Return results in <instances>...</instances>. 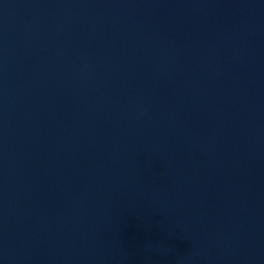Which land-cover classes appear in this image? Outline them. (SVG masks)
Masks as SVG:
<instances>
[{"label": "water", "instance_id": "1", "mask_svg": "<svg viewBox=\"0 0 264 264\" xmlns=\"http://www.w3.org/2000/svg\"><path fill=\"white\" fill-rule=\"evenodd\" d=\"M0 264H264V0H0Z\"/></svg>", "mask_w": 264, "mask_h": 264}]
</instances>
